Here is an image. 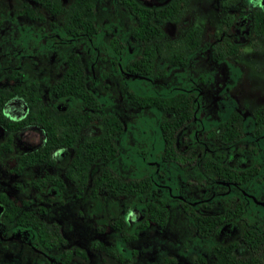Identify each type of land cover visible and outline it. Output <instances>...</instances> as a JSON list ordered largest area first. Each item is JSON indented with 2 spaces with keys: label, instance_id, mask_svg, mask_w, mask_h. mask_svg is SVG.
Returning <instances> with one entry per match:
<instances>
[{
  "label": "flooded vegetation",
  "instance_id": "obj_1",
  "mask_svg": "<svg viewBox=\"0 0 264 264\" xmlns=\"http://www.w3.org/2000/svg\"><path fill=\"white\" fill-rule=\"evenodd\" d=\"M253 9L0 0V264H264V94L218 117Z\"/></svg>",
  "mask_w": 264,
  "mask_h": 264
},
{
  "label": "rangeland",
  "instance_id": "obj_2",
  "mask_svg": "<svg viewBox=\"0 0 264 264\" xmlns=\"http://www.w3.org/2000/svg\"><path fill=\"white\" fill-rule=\"evenodd\" d=\"M252 39H256L257 41L255 43V47H251L250 44H248L250 47L244 44L243 50H245L243 51L241 56L239 55L235 57L237 60L226 61L229 69L228 76L230 78L229 86L231 90L230 92H221V95L224 94V96L222 97V99L224 100L223 109L218 113V117L221 119L224 118L229 108L239 104L240 101L242 102L243 98L252 101L256 97V95L264 94V37L251 38L250 40ZM232 90L233 92H231ZM206 122V125H211L215 121L207 120ZM149 129L153 130V126L151 125V123H149ZM154 133L155 131L153 132V136ZM156 241L157 240L148 241V243L144 244V248H148L151 246L155 248L158 247L155 244H149L151 242L155 243ZM141 243L142 242L140 240L138 242H133V244ZM119 244H121V242L117 241V245ZM139 262L140 261H136L137 264Z\"/></svg>",
  "mask_w": 264,
  "mask_h": 264
},
{
  "label": "trees",
  "instance_id": "obj_3",
  "mask_svg": "<svg viewBox=\"0 0 264 264\" xmlns=\"http://www.w3.org/2000/svg\"><path fill=\"white\" fill-rule=\"evenodd\" d=\"M57 1V0H55ZM253 21L255 24H257L258 26L260 25H264V12L261 10V9H253ZM152 32H155L154 30ZM255 34L261 36V37H264V30H258L255 32ZM196 37V35H195ZM186 39L189 38V39H193L194 38V35L193 33H190L187 37H185ZM235 48H231L230 51L234 52ZM229 51V52H230ZM20 89H22V87H19ZM24 88V87H23ZM8 96V92H6V90L3 91V94H2V102L6 99V97ZM155 99V98H153ZM171 99L168 100V102H170ZM165 102H167V100H165ZM124 240V239H122Z\"/></svg>",
  "mask_w": 264,
  "mask_h": 264
}]
</instances>
